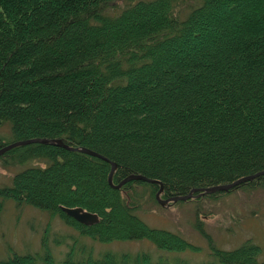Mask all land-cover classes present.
Wrapping results in <instances>:
<instances>
[{
	"label": "trees",
	"instance_id": "obj_1",
	"mask_svg": "<svg viewBox=\"0 0 264 264\" xmlns=\"http://www.w3.org/2000/svg\"><path fill=\"white\" fill-rule=\"evenodd\" d=\"M111 1L0 0V124L9 125L10 140L61 138L108 159L43 142L5 151V165L36 164L0 186V215L12 199L100 242L197 249L148 225L142 195L121 194L139 185L155 201L160 184L132 179L112 187L110 161L113 183L143 174L160 181L164 198L264 169V0H133L108 13ZM236 186L264 187V173ZM62 207L98 220L85 224ZM209 249L201 264H264L252 241ZM0 264L185 261L146 251L94 256L85 244L57 261L45 232L39 251L9 252Z\"/></svg>",
	"mask_w": 264,
	"mask_h": 264
},
{
	"label": "rangeland",
	"instance_id": "obj_2",
	"mask_svg": "<svg viewBox=\"0 0 264 264\" xmlns=\"http://www.w3.org/2000/svg\"><path fill=\"white\" fill-rule=\"evenodd\" d=\"M130 1L133 0L111 1L105 6L106 12L116 13ZM0 139L5 143L11 142L7 123L0 124ZM2 160L0 157V186L10 184L15 172L27 165L36 164L35 161H28L24 164L5 165ZM215 192L161 204L156 197L155 201L148 197L139 185L121 188V194L127 200L133 195L137 200L138 195H142L143 204L139 214L148 225L178 233L197 246V249L187 248L182 251L159 249L147 239L109 242L93 240L79 235L76 229L62 222L56 215H50L29 204H17L12 199H6L0 215V258L12 251H39L42 236L46 232L51 253L57 261L63 258L71 245L85 244L92 249L94 256L105 251H146L152 258L170 256L173 259H183L185 264H201L202 260L208 259L211 245L233 249L246 240L259 245L258 256L263 259L264 187L236 186ZM159 196L164 198L162 194ZM197 226L203 227L207 236L201 234Z\"/></svg>",
	"mask_w": 264,
	"mask_h": 264
},
{
	"label": "water",
	"instance_id": "obj_3",
	"mask_svg": "<svg viewBox=\"0 0 264 264\" xmlns=\"http://www.w3.org/2000/svg\"><path fill=\"white\" fill-rule=\"evenodd\" d=\"M31 142H43V143L56 144V145L64 146V147L69 148V149L80 150V151L86 152L88 154L96 155V156L102 157L105 160H108L106 157L100 155L99 153H97V152H95L89 148L69 146L66 143H64L61 138H46V137H31V138L13 140V141L8 142V143H6L0 147V155L2 153H4L5 151L13 148V147L23 145V144H27V143H31ZM115 167H116V163L113 161H110V169H109V173H108V183L112 187L119 188L124 182H126L128 180H132V179H141V180L148 181V182L159 183L160 187L156 191L155 196H156V199L161 204L168 202L170 200L171 201L185 200V199H188L192 196H197V195L204 194L207 192H214V191H218V190H228V189L233 188L234 186L238 185L239 183L250 180L257 175L264 173V169H263V170H259V171L255 172V173H252V174L240 176V177H238V178H236L230 182L220 183V184H215V185H210V186H205V187H195V188H192L186 194L173 195V196H169L166 198H160L159 195L162 191V185L158 179L150 178V177H147L143 174H133L132 173V174H128L127 176H125L118 183H113L112 174H113ZM193 192H197V193H193ZM62 209L67 214L73 216L75 219H77L78 221L83 222L85 224L94 223L98 220V216L95 213L88 212L81 207H74V208L62 207Z\"/></svg>",
	"mask_w": 264,
	"mask_h": 264
}]
</instances>
